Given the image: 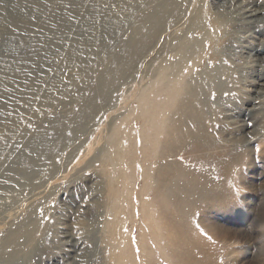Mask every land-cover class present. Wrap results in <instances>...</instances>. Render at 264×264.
<instances>
[{
  "label": "rangeland",
  "instance_id": "1",
  "mask_svg": "<svg viewBox=\"0 0 264 264\" xmlns=\"http://www.w3.org/2000/svg\"><path fill=\"white\" fill-rule=\"evenodd\" d=\"M14 16L32 27L18 31ZM207 74L221 83L204 95L215 147L161 163L158 149L146 163L156 177L178 160L213 191L174 214L164 242L175 259L161 263L264 264V97L251 83L264 81V0H0V264L44 236L54 252L38 264H113L112 223L142 264L141 205L154 200L142 194L146 96L161 102L159 126L164 99ZM123 184L132 198L115 214Z\"/></svg>",
  "mask_w": 264,
  "mask_h": 264
},
{
  "label": "bare ground",
  "instance_id": "2",
  "mask_svg": "<svg viewBox=\"0 0 264 264\" xmlns=\"http://www.w3.org/2000/svg\"><path fill=\"white\" fill-rule=\"evenodd\" d=\"M255 15L256 14L252 13L245 18L253 17ZM55 16H52V18H54ZM13 18V25L18 31H28L29 29L27 28L32 27L31 22H34L29 21L30 23H24L22 22L23 20L19 16H14ZM21 38L23 37L21 36ZM24 41L27 42V40L25 39ZM23 58L25 57L23 56L22 59ZM217 76L218 75L214 76L213 74H207V76L205 75L203 77L205 78V81L196 83L195 85H192V88L186 90L180 88L179 90H176L175 93L171 94L168 99H164L163 103L170 104L169 113L166 112L164 114V112L161 111V114L163 113L165 117L168 114L169 119L166 121L164 117L165 120L159 126L154 123L156 118L155 115L151 113V110L155 108L158 109L161 102L157 101L156 96L150 97V94V96H146L147 101L145 102L142 108L141 117L144 120V128L142 133L143 146L140 150V154L142 161V175L145 187V190L142 194L144 196L145 194L152 193L154 200H152L151 202H143L141 205V212L143 214L142 218L144 224V227H142L140 234L142 244L141 250L144 258L142 264H162L160 258H165L169 263L173 262V259H175L174 252L170 251L169 249V247L172 245V240H168L166 242H164V240L166 237L169 236L170 229H172L170 227L173 226L172 219H174V214H182L183 217H186L200 202L208 200L213 201V191L207 188L206 182L205 184L201 182L203 177L195 176L192 173L186 171L185 169L187 168L178 164V160L168 162L166 164L168 166L163 165L164 162L158 165L159 167L157 169L156 177H154L151 173L152 168L146 167V163L150 162V160H152L155 155H157L158 149L162 150V154L160 153L158 157V163H161L160 160L162 161V158L176 159L178 154L182 151L190 150L191 152L199 151V153H201V151L210 150L215 147L214 144L216 143V141H212V139L210 138L211 136L207 134L206 117L208 116V104L207 99H205L204 95L206 93L205 90L209 88H216L214 87L215 85L221 86L220 82L216 83L218 81ZM183 81L184 79L179 77L177 79H172L169 85L171 87H175L177 84L181 85ZM257 81L258 82H251L253 84L252 91H254L256 94H261L264 97V81L263 83H260L259 79H257ZM204 84L205 87H202V85ZM188 86H190V84ZM179 98L182 100V102L176 108L174 104L177 101L179 102ZM153 99L155 100L153 101ZM169 120L171 121V124L167 125L166 122H168ZM242 129H245L244 125L242 126ZM162 137H171V140L170 142H165L164 144H161L160 140ZM127 152H125L124 155H130L134 159L137 158L138 154L134 148H131ZM231 155L235 156L236 158H239L241 156V153H231ZM117 156L120 159L123 158V155L117 154ZM149 164L151 166V163ZM134 178L135 175L132 169L131 173L125 176L123 181L124 183L125 181L132 182ZM122 186L123 189H126L127 193L125 194L124 192L118 191L113 197L115 204V214H118L122 200L131 201L132 198V195L130 194L132 186L128 184H123ZM114 191L115 187L111 189V194ZM117 226L118 223H112L110 225V228L108 227L110 236L113 234L112 236L114 237H112V246L114 249L112 263L137 264L135 261L136 259L134 260L133 258V251H131L129 247L127 236L125 237V235H118V238V236L115 235ZM146 229L150 231L149 234H146ZM26 234V236L32 240L36 239L35 231L31 230ZM51 243L52 237L44 236L38 242L34 250L30 251V253L25 256L24 259L20 258L21 260L16 261V258L15 260L12 259L9 262L10 264H38L42 261L44 256H46L47 254L49 255L50 252H54L51 251ZM15 250H18L17 247L15 248ZM192 252L193 250L191 251V253ZM89 264H93V261H91Z\"/></svg>",
  "mask_w": 264,
  "mask_h": 264
}]
</instances>
